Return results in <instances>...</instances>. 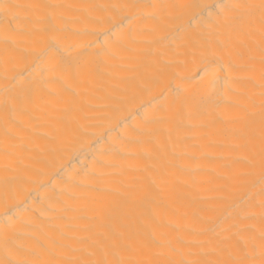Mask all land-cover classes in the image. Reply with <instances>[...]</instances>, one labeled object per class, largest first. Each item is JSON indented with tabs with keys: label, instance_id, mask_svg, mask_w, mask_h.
<instances>
[{
	"label": "bare ground",
	"instance_id": "6f19581e",
	"mask_svg": "<svg viewBox=\"0 0 264 264\" xmlns=\"http://www.w3.org/2000/svg\"><path fill=\"white\" fill-rule=\"evenodd\" d=\"M0 264H264V0H0Z\"/></svg>",
	"mask_w": 264,
	"mask_h": 264
}]
</instances>
